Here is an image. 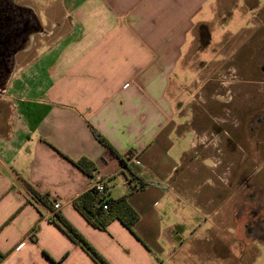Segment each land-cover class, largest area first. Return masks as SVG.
<instances>
[{
	"label": "crops",
	"instance_id": "crops-1",
	"mask_svg": "<svg viewBox=\"0 0 264 264\" xmlns=\"http://www.w3.org/2000/svg\"><path fill=\"white\" fill-rule=\"evenodd\" d=\"M13 5L32 13L37 28L15 38L10 62L0 68V264H99L56 215L107 264H194L195 214L210 222L239 178L264 167V154L253 142L249 163L230 122L223 130L230 156L219 173L217 138L193 126L186 108L209 69H238L239 82L250 80L253 66L261 70L264 0ZM212 40L211 58H202L200 45ZM26 55L32 57L17 63ZM188 72L194 75L185 83ZM81 157L94 164L92 175L75 166ZM96 178L109 197L126 196L138 215L130 230L118 219L98 229L73 207Z\"/></svg>",
	"mask_w": 264,
	"mask_h": 264
},
{
	"label": "rangeland",
	"instance_id": "rangeland-1",
	"mask_svg": "<svg viewBox=\"0 0 264 264\" xmlns=\"http://www.w3.org/2000/svg\"><path fill=\"white\" fill-rule=\"evenodd\" d=\"M32 1L11 0V3L30 5ZM22 8L24 9V7ZM24 15L27 18H33L32 13H27L26 9H24ZM42 21L44 22V19ZM214 42L212 40L211 44L200 45L198 51L201 55H204L202 58H211ZM238 43V40L233 41L232 48L238 46ZM262 51H264V48ZM30 57L32 56L26 55L15 58L18 60L17 63H21L27 61ZM236 67H239V65H236ZM240 73L242 72L238 69L234 72H214L209 69V71L205 72V79H208L206 85L195 95V101L192 99V103L186 108L189 112V117L193 118V126L200 124L205 129H209L214 138H217L216 147L213 148L212 154L215 159L221 162L218 167L219 173L222 172L225 159H228L230 156L226 154L227 146L226 141H224L225 135L223 134L224 129L230 131V122L236 123V127L231 129L230 132L234 137L237 136L235 138L237 139L238 146L241 144L248 152L246 159H249V163H251L250 159L253 156L250 148L254 143L258 145L260 150L262 149L261 153L263 152L264 154V123L260 124L256 133H251V135H245V131H243L245 126L243 112L249 104L264 108V85L261 88V85L246 84L244 81L239 82L238 80L241 81ZM246 73L248 74L246 77L250 80H259L261 77L264 79V74L261 73L258 65L256 67L253 66L252 71ZM0 74L3 77L4 71L2 72L0 70ZM193 75L191 72L186 73L184 75L185 83ZM197 81L198 77L195 75V83ZM30 90H33V88H30ZM190 90V87L185 89L186 93L184 94V98L188 96ZM245 96H250L253 99H248ZM252 101H257V103ZM212 125L221 128L218 134L212 131ZM248 126H255V124L252 122ZM239 154L240 151L237 150L235 154H232L231 158L234 159L237 155V159H239ZM232 165L234 164L232 163ZM252 169V167H249L247 172H254ZM249 180L251 185L248 193L254 190L256 198H253L251 202H247L246 206H253L258 201L257 195H261V205L264 207V167L260 169L256 176H252V179ZM233 187L232 189L234 191ZM245 191L243 184L239 186L238 190L233 193L227 207L222 210L219 209L213 216L209 217L210 222L204 221V216L195 214L194 264H264V211L259 212L261 214L263 213L261 229L258 233L259 237L255 239V237L251 238L247 236L243 228L245 219L242 214V204L247 201L245 199L247 194ZM199 223L200 226H198ZM254 236L256 235L254 234ZM207 259L210 260L208 261ZM184 264H190V261Z\"/></svg>",
	"mask_w": 264,
	"mask_h": 264
},
{
	"label": "flooded vegetation",
	"instance_id": "flooded-vegetation-1",
	"mask_svg": "<svg viewBox=\"0 0 264 264\" xmlns=\"http://www.w3.org/2000/svg\"><path fill=\"white\" fill-rule=\"evenodd\" d=\"M36 28V24H34L30 18H27L24 15V11L22 9H20L18 6L13 5L11 3V0H0V68L7 67V65L9 64L11 51L15 49V38H20L22 41L24 39V35L28 34ZM9 37L11 40H9ZM260 66V71L262 74H264V65L261 64ZM244 82L248 84L261 85V88L264 85L263 77H261V79L259 80H245ZM243 116H245V133H249L251 135V133H256L260 124L264 123V108L249 104L247 109L243 112ZM252 122L255 124V126H248V124ZM211 128L214 131L221 130V128L217 127L216 125H212ZM226 140L227 142L229 141V139ZM249 179H252L251 174L239 178V182H241V185H244V189L246 190L245 192L247 193L245 196V199L247 201L242 204L243 213H241L243 214L245 219L243 228L246 232V235L251 238L255 237L256 239L257 237H259L258 233L261 229L260 226L263 214L259 212L262 210L264 211V207L261 205V195H257L258 201L255 202L253 206H246L247 202H251L253 198H256V193L254 190H251L250 193H248L251 185ZM255 205H257L258 207ZM254 234L256 236H254Z\"/></svg>",
	"mask_w": 264,
	"mask_h": 264
},
{
	"label": "trees",
	"instance_id": "trees-1",
	"mask_svg": "<svg viewBox=\"0 0 264 264\" xmlns=\"http://www.w3.org/2000/svg\"><path fill=\"white\" fill-rule=\"evenodd\" d=\"M97 138L110 149L109 143L99 134ZM121 163H123L121 161ZM75 166L86 175H92L95 171L94 164L86 158H79L74 161ZM133 188L137 189L133 186ZM73 207L85 218L92 226L104 230L106 226L114 219H118L129 230L137 220L138 215L135 210L126 201V196L111 198L106 194L98 193L93 188L81 193L72 200ZM58 225L71 238L99 264L107 262L83 239L81 235L67 222L63 217L56 215Z\"/></svg>",
	"mask_w": 264,
	"mask_h": 264
},
{
	"label": "built area",
	"instance_id": "built-area-1",
	"mask_svg": "<svg viewBox=\"0 0 264 264\" xmlns=\"http://www.w3.org/2000/svg\"><path fill=\"white\" fill-rule=\"evenodd\" d=\"M134 187L138 188V182L134 181L132 182ZM91 188H93L95 191L98 193H103L105 194V184L101 178H96L91 185ZM53 209H58L60 207V203L58 201L54 202L52 205Z\"/></svg>",
	"mask_w": 264,
	"mask_h": 264
},
{
	"label": "water",
	"instance_id": "water-1",
	"mask_svg": "<svg viewBox=\"0 0 264 264\" xmlns=\"http://www.w3.org/2000/svg\"><path fill=\"white\" fill-rule=\"evenodd\" d=\"M201 40H202V38H201ZM204 41H205V39L202 40V42H204Z\"/></svg>",
	"mask_w": 264,
	"mask_h": 264
}]
</instances>
